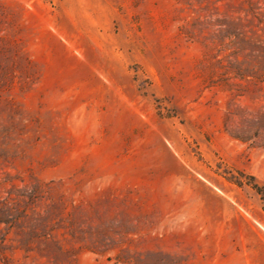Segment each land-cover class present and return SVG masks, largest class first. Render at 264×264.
Here are the masks:
<instances>
[{
  "label": "rangeland",
  "instance_id": "rangeland-1",
  "mask_svg": "<svg viewBox=\"0 0 264 264\" xmlns=\"http://www.w3.org/2000/svg\"><path fill=\"white\" fill-rule=\"evenodd\" d=\"M255 184L264 0H0V264H232Z\"/></svg>",
  "mask_w": 264,
  "mask_h": 264
},
{
  "label": "crops",
  "instance_id": "crops-1",
  "mask_svg": "<svg viewBox=\"0 0 264 264\" xmlns=\"http://www.w3.org/2000/svg\"><path fill=\"white\" fill-rule=\"evenodd\" d=\"M256 202L253 209L241 205L228 227L232 264H264V209L260 197Z\"/></svg>",
  "mask_w": 264,
  "mask_h": 264
},
{
  "label": "trees",
  "instance_id": "trees-1",
  "mask_svg": "<svg viewBox=\"0 0 264 264\" xmlns=\"http://www.w3.org/2000/svg\"><path fill=\"white\" fill-rule=\"evenodd\" d=\"M254 188L256 189V191L261 194V199L263 201V204H264V187H262V185H258V184H255L254 185Z\"/></svg>",
  "mask_w": 264,
  "mask_h": 264
}]
</instances>
